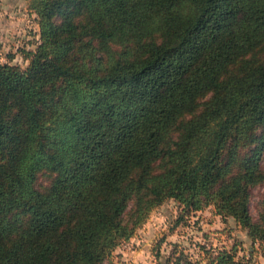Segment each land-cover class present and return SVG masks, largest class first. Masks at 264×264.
<instances>
[{"label":"trees","instance_id":"1","mask_svg":"<svg viewBox=\"0 0 264 264\" xmlns=\"http://www.w3.org/2000/svg\"><path fill=\"white\" fill-rule=\"evenodd\" d=\"M28 3L37 46L0 60V264H106L169 199L264 249V0ZM174 247L159 264H238Z\"/></svg>","mask_w":264,"mask_h":264},{"label":"rangeland","instance_id":"2","mask_svg":"<svg viewBox=\"0 0 264 264\" xmlns=\"http://www.w3.org/2000/svg\"><path fill=\"white\" fill-rule=\"evenodd\" d=\"M38 41L37 14L28 0H0V60L26 67L29 60L24 50L34 49ZM263 196L264 184L252 188L250 209L254 217ZM234 243L238 245V264H264V249L232 217L222 218L212 206L183 217L180 204L169 199L150 213L134 236L114 250L106 264H159L176 245L193 258H202L205 247Z\"/></svg>","mask_w":264,"mask_h":264}]
</instances>
